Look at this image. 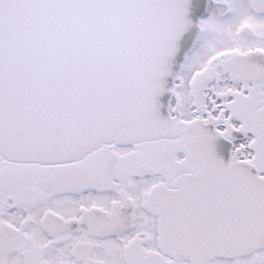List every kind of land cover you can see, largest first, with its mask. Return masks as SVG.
I'll return each instance as SVG.
<instances>
[{
  "label": "snow or ice",
  "instance_id": "6c2138e0",
  "mask_svg": "<svg viewBox=\"0 0 264 264\" xmlns=\"http://www.w3.org/2000/svg\"><path fill=\"white\" fill-rule=\"evenodd\" d=\"M0 264H264V0H0Z\"/></svg>",
  "mask_w": 264,
  "mask_h": 264
},
{
  "label": "water",
  "instance_id": "95a60500",
  "mask_svg": "<svg viewBox=\"0 0 264 264\" xmlns=\"http://www.w3.org/2000/svg\"><path fill=\"white\" fill-rule=\"evenodd\" d=\"M217 149H218L219 154H221L225 159L229 157L230 145L228 146L225 140L221 139L217 141Z\"/></svg>",
  "mask_w": 264,
  "mask_h": 264
},
{
  "label": "flooded vegetation",
  "instance_id": "af4514ba",
  "mask_svg": "<svg viewBox=\"0 0 264 264\" xmlns=\"http://www.w3.org/2000/svg\"><path fill=\"white\" fill-rule=\"evenodd\" d=\"M226 144H228V146L230 145L227 141H226ZM230 148H231V146H230Z\"/></svg>",
  "mask_w": 264,
  "mask_h": 264
}]
</instances>
